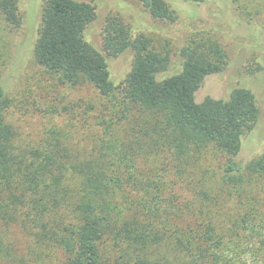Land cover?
Returning a JSON list of instances; mask_svg holds the SVG:
<instances>
[{"label": "trees", "instance_id": "trees-1", "mask_svg": "<svg viewBox=\"0 0 264 264\" xmlns=\"http://www.w3.org/2000/svg\"><path fill=\"white\" fill-rule=\"evenodd\" d=\"M229 1L240 16L264 18V0ZM142 5L154 20L178 19L167 0ZM0 16L18 26V0H0ZM94 17L88 1L45 0L33 45L35 62L61 83L90 84L105 99L89 106L88 150L56 124L25 138L0 82V264H264V151L239 159L259 119L255 94L237 86L195 100L226 65L218 26H195L179 70L158 78L167 41L159 47L109 15L101 52L84 38ZM125 50L132 65L117 84L107 57Z\"/></svg>", "mask_w": 264, "mask_h": 264}, {"label": "rangeland", "instance_id": "rangeland-1", "mask_svg": "<svg viewBox=\"0 0 264 264\" xmlns=\"http://www.w3.org/2000/svg\"><path fill=\"white\" fill-rule=\"evenodd\" d=\"M44 1L18 0V26L6 25L0 16V82L12 100L10 118L25 138L39 137L44 128L56 124L69 131L72 142L88 150L94 133L89 115L94 110L89 106H98L105 99L90 84L71 86L61 83L35 62L33 45L42 22ZM84 1L95 7V17L86 26L84 38L101 52L102 29L109 15L121 17L134 34L143 32L153 37L159 47L167 41L170 62L158 78L179 70L180 48L187 43L195 26L207 28V25L216 24L219 30L213 34L227 53L226 65L222 71L204 78L195 92V100L201 101L206 96L225 98L237 86L252 90L260 108L259 119L243 138L239 159L245 161L264 151V18L250 17L242 12L240 16V8L229 0H204L198 5L184 0H167L178 13L174 22L151 18L142 0ZM132 60L130 50L107 57L114 83L124 81ZM221 161L219 158L212 161L214 170ZM9 233L22 248L25 237L17 227L11 226Z\"/></svg>", "mask_w": 264, "mask_h": 264}]
</instances>
